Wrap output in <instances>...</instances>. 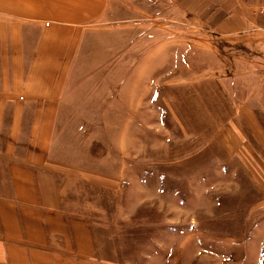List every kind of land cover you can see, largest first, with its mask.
<instances>
[{
	"label": "rangeland",
	"instance_id": "obj_1",
	"mask_svg": "<svg viewBox=\"0 0 264 264\" xmlns=\"http://www.w3.org/2000/svg\"><path fill=\"white\" fill-rule=\"evenodd\" d=\"M211 8L113 14L112 112L64 171L67 207L109 225L120 264H264V31L222 33Z\"/></svg>",
	"mask_w": 264,
	"mask_h": 264
},
{
	"label": "crops",
	"instance_id": "obj_2",
	"mask_svg": "<svg viewBox=\"0 0 264 264\" xmlns=\"http://www.w3.org/2000/svg\"><path fill=\"white\" fill-rule=\"evenodd\" d=\"M195 1L222 33L264 31V2ZM130 2L0 0V264H120L109 225L67 207L64 170L89 157L90 123L112 112L123 61L109 29Z\"/></svg>",
	"mask_w": 264,
	"mask_h": 264
},
{
	"label": "built area",
	"instance_id": "obj_3",
	"mask_svg": "<svg viewBox=\"0 0 264 264\" xmlns=\"http://www.w3.org/2000/svg\"><path fill=\"white\" fill-rule=\"evenodd\" d=\"M260 12L263 14L264 16V8H261Z\"/></svg>",
	"mask_w": 264,
	"mask_h": 264
}]
</instances>
